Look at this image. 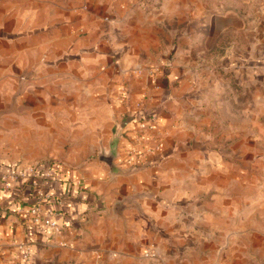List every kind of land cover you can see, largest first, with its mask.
Returning <instances> with one entry per match:
<instances>
[{
  "label": "crops",
  "instance_id": "1",
  "mask_svg": "<svg viewBox=\"0 0 264 264\" xmlns=\"http://www.w3.org/2000/svg\"><path fill=\"white\" fill-rule=\"evenodd\" d=\"M248 1L0 0V264H196L187 251L201 233L189 213L211 231L221 215L245 225L264 203L251 160L253 140L264 142V52L232 45L222 57L204 38L249 31ZM208 98L228 103L238 159L188 157ZM115 128L117 163L136 166L130 174L98 157ZM191 162L211 167L210 202L176 201L184 187L171 182L188 177ZM30 167L62 231L26 219L38 187L10 176Z\"/></svg>",
  "mask_w": 264,
  "mask_h": 264
},
{
  "label": "rangeland",
  "instance_id": "2",
  "mask_svg": "<svg viewBox=\"0 0 264 264\" xmlns=\"http://www.w3.org/2000/svg\"><path fill=\"white\" fill-rule=\"evenodd\" d=\"M159 1L160 0H156L154 3L151 2V4L159 5ZM252 1L254 0H249L247 2L251 3L249 7H253L251 10L247 11L250 18L249 26L247 23L249 31L245 34L239 32L236 34V37L233 34H230V36L227 32H223L217 39L211 36H209V38L208 36L204 38V43H207L208 46H215L214 52L217 51L221 53L219 56L223 57L227 55L228 49H231L232 45L236 46L240 51L246 49V53L253 56L264 52V9H261L258 5L255 6ZM149 4L150 2L147 3V5ZM189 19L190 21L186 23L189 28H192L196 23L192 20L193 16H190ZM208 55V60H212L213 57L215 60L217 57V54L214 53H209ZM208 82L205 93H211L213 90L212 79ZM190 105L192 109L195 110V102ZM204 105V107H206L204 114H199L204 118L203 136L202 133H198L194 136L192 141H189V144L194 148V151L190 152L188 156L190 157L189 159L196 161L200 160L204 164L210 163L213 156L217 154L216 152L220 154V160L229 158L238 159L241 157L238 151H230L234 140L232 135L228 133L227 127V118L229 117L228 103L226 101L215 103L211 98H208L207 101L204 102ZM214 105L216 107L220 106L219 109H213ZM254 106L257 108V104H254ZM219 119H223L224 122H219ZM192 148H190V150H192ZM94 153L95 155L93 154L90 157L96 156L97 150H94ZM251 160L253 174H264V170H260L259 166L260 163H264V142H260L258 139L253 140ZM191 164L192 165L188 166V177L185 178V175H183L182 178H179V176H177L176 179H173L171 182V185L175 187L178 192H180L178 188L180 185L182 188L184 187V193L177 194L176 201L184 199L187 202H191L193 205L195 201H201L203 197L204 201L210 202V193L212 191L210 176L211 167L210 165L199 166L196 165L195 162H191ZM223 165H225V170H227V163ZM202 173L209 176L207 180L205 176L201 178V176H203ZM223 173L227 172L225 171ZM226 180V176H222L218 180L221 190L227 189L228 183ZM239 184L240 182L235 183L237 189ZM258 187L259 182H252V193L255 198V203L259 201V193L257 192ZM254 205L250 213V219L246 221L243 226L240 225L242 220H240V223L230 225L229 222H226L228 216L226 218V215H221L222 219L218 220L219 227L221 228L218 231H211L205 225L204 218L203 221H200V218L195 219L196 215L194 212H191V214L189 213V223H193L197 227L195 231L201 233V236L196 239L198 240L196 245H193V243L189 245V251H187L189 257H192L193 261H196V264H264V213L261 211L264 203L259 206ZM242 216L241 214L239 218H242ZM231 226H237V228L233 230ZM231 239L233 240V244L229 245Z\"/></svg>",
  "mask_w": 264,
  "mask_h": 264
},
{
  "label": "built area",
  "instance_id": "3",
  "mask_svg": "<svg viewBox=\"0 0 264 264\" xmlns=\"http://www.w3.org/2000/svg\"><path fill=\"white\" fill-rule=\"evenodd\" d=\"M156 0H140L141 4L144 8L148 5V2H155ZM36 167H30L28 170L22 173H14L11 174L10 178L14 181H18L20 178H31L32 185L34 187H38L36 192L35 201L29 205L27 209L24 210L26 219L35 225H41L43 227L49 228L53 231H62L63 228L59 226V224L54 220V212L55 209L50 204L52 199V195L46 191L44 188L39 187V181L35 179L36 177ZM35 176V177H34ZM27 254V253H26ZM147 256H154V254L147 251Z\"/></svg>",
  "mask_w": 264,
  "mask_h": 264
},
{
  "label": "water",
  "instance_id": "4",
  "mask_svg": "<svg viewBox=\"0 0 264 264\" xmlns=\"http://www.w3.org/2000/svg\"><path fill=\"white\" fill-rule=\"evenodd\" d=\"M122 133L120 128H115L113 136L109 142V149H106L104 146L101 147V150L98 153L99 160L105 162L109 167L112 173L114 174H130L137 170L136 166L129 168H122L117 159L119 157V143Z\"/></svg>",
  "mask_w": 264,
  "mask_h": 264
},
{
  "label": "trees",
  "instance_id": "5",
  "mask_svg": "<svg viewBox=\"0 0 264 264\" xmlns=\"http://www.w3.org/2000/svg\"><path fill=\"white\" fill-rule=\"evenodd\" d=\"M165 74L167 75L168 72H166ZM34 177H35V176H34ZM35 179H37V177H35ZM32 181H33V180H32L31 178H28V179L25 180V182L30 183V184H32Z\"/></svg>",
  "mask_w": 264,
  "mask_h": 264
}]
</instances>
